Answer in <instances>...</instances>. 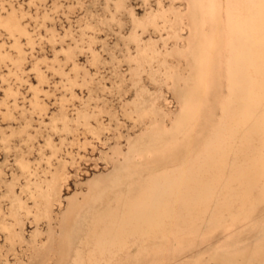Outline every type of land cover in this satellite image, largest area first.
I'll return each mask as SVG.
<instances>
[{"label": "rangeland", "instance_id": "obj_1", "mask_svg": "<svg viewBox=\"0 0 264 264\" xmlns=\"http://www.w3.org/2000/svg\"><path fill=\"white\" fill-rule=\"evenodd\" d=\"M254 1L224 0L238 33L227 36L232 48L254 51L248 35ZM184 3L0 0V264H46L60 218L102 202L100 186L129 163L141 174L156 171L150 156L135 152L149 132L171 138L187 131L195 114L177 98L192 72L180 56L192 35L182 30L190 10ZM257 84L253 69L241 86L251 101ZM253 111L232 148L223 145L231 118L224 111L221 126L207 128L175 160L233 164L236 156L256 170L247 182L220 184L213 201L161 199L166 208L151 223H129L120 213L126 223L118 239L111 240L112 230L91 228L70 264H264V127L251 129L258 107ZM151 112L156 123L145 129L141 118ZM62 172L59 192L52 178ZM35 186L43 204L31 197Z\"/></svg>", "mask_w": 264, "mask_h": 264}, {"label": "bare ground", "instance_id": "obj_2", "mask_svg": "<svg viewBox=\"0 0 264 264\" xmlns=\"http://www.w3.org/2000/svg\"><path fill=\"white\" fill-rule=\"evenodd\" d=\"M182 1L190 6L187 15L189 18L181 20L182 30H190L192 35H187L180 56L187 69L192 72L188 83L179 93L180 97L177 98L184 103L186 109L195 114V119L189 123L184 133L178 134L175 131L174 134L171 133L173 136L170 138L165 131L156 129L141 140L135 152L143 158L150 156V163L155 172L141 174L134 163H129L120 168L117 175L105 183V186H100L103 193H99L98 197L96 193L91 196L101 198L102 202L93 203L90 209H87V204L77 206L63 220L57 218L58 229H54L53 249L46 264L53 260V257V264H70L77 254V247L83 235L93 227L102 226L104 230H112L114 235L111 240L116 241L119 231L123 229L118 227L126 223L119 222L120 213L128 215L129 223L138 224L140 220L151 223L154 219H159L166 208L161 199L166 201L177 198L190 204L200 200L213 201L220 184L225 183L228 187L234 182H247L256 171L250 169L247 163H239L236 156L232 159L233 164H228L226 160L216 163L207 158L187 165H178L175 160L187 155L203 138L207 128L221 126L224 111L231 114L224 126L223 142L229 149L238 139L241 127L253 117L254 106L258 107V114L251 129L256 132L263 130L264 0L254 1L256 9L250 19L248 32L254 47L251 52L242 46L232 48L227 43L228 34L238 36V33L232 30L231 20L225 15L224 0ZM253 69L257 73L258 84L256 93H253L254 100L251 101L246 90L241 92V86L249 81ZM181 79L178 77L177 83L181 82ZM170 81L174 83L173 79ZM237 93V104L231 108L229 105ZM154 114H143L141 119L146 122L145 129L155 125L157 118ZM171 122L172 118L169 124ZM173 126L175 127V123ZM123 176L127 179L122 180ZM54 179L57 180L61 192L63 172L57 178H52V181ZM35 187L31 197L36 204H43L41 191L38 186ZM57 200L59 202V197L56 202ZM34 218H37V213ZM255 250L260 252L262 247H255ZM184 264L205 263L188 261Z\"/></svg>", "mask_w": 264, "mask_h": 264}]
</instances>
